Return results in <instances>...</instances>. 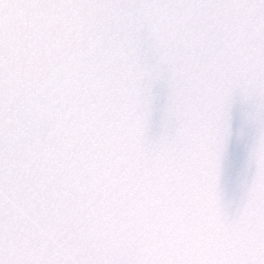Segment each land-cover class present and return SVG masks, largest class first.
Returning a JSON list of instances; mask_svg holds the SVG:
<instances>
[{"label":"snow or ice","instance_id":"1","mask_svg":"<svg viewBox=\"0 0 264 264\" xmlns=\"http://www.w3.org/2000/svg\"><path fill=\"white\" fill-rule=\"evenodd\" d=\"M5 5L29 10L79 8L84 12L94 8L97 15H108L114 10L119 13L112 18L110 26L93 25L89 29L90 37L105 36L104 44L94 56L69 60L79 46V41L73 39L58 48L54 56L44 57L39 69L32 72V80L39 82L54 64L68 61L66 75L72 77V83L54 84L40 97L41 103L50 110L48 117L42 119L37 112L26 111L23 123H34L41 132L48 127L56 128L53 143L75 140L81 167L89 162L98 168L112 166L118 149L106 141L115 130L106 128L105 122L118 118L114 108L131 107L137 102L136 96H129L122 89L150 88L163 72L181 71L176 79L180 111H188L193 104L206 106L208 111L204 118L192 115L183 138L174 137L155 146H138L135 125L128 123L118 135L127 147L129 165L139 169L151 158L156 175L144 177L138 171L127 180L129 190L113 184L111 177L104 178L102 188L92 187L86 194L73 189L55 212L38 206L37 220L26 214L34 203L31 186L53 174L56 187L65 186L68 180L74 184L81 177L71 166L70 154L62 157L65 163L62 173H55L51 165L43 166L37 161L34 164L37 176L19 177L15 182L6 177L9 159L6 146L13 129L6 124V69L0 65V264H264V0H0V17L4 15ZM189 14L190 22H179V17ZM216 17L224 21L227 29L222 25L207 40L201 41L199 34ZM246 17L250 22L242 23ZM247 32H256L255 40L243 39ZM14 33L18 34L17 28L0 23V53L6 50L7 40ZM183 38L190 39L192 46L178 47L177 41ZM227 40L232 42L229 47L224 46ZM121 49L126 55L115 58L109 55V51ZM197 53L199 60L194 58ZM209 58L217 59L216 72H207ZM165 59L171 63L157 67ZM97 64H103L110 84L90 95L88 85L79 80L82 73L92 71ZM145 72L146 78L140 81L138 77ZM198 84V90H194ZM236 89L244 90L254 100L260 138L255 150L254 185L245 215L226 227L217 213L223 211L226 216L228 207H218L215 203L210 177L203 182L205 191L198 193L195 205L183 199L182 193L195 187L192 173L196 169L206 167L211 173L215 146L208 139L211 129L205 125L214 120L216 111L230 101ZM21 99L25 103L30 101L23 93ZM69 112L72 119L66 121L64 115ZM82 118L95 122L97 128H105L104 135L97 137L95 129L73 135L76 123ZM97 141L104 146L90 151V145ZM201 143L205 147L200 159L190 169L186 168V174L170 188V174L182 168L189 157L186 147L200 151ZM122 174L121 169L113 170L115 176ZM94 175L95 172H90L83 179L91 182ZM14 185L26 186L15 208L4 199L5 190ZM41 196L45 199L48 194ZM81 200H87L96 209L94 214L77 207ZM100 200L104 204L97 207ZM65 215L72 217L68 231L73 239L65 249L59 250L58 237L44 229L52 225L63 230ZM108 216L115 218L110 226L103 223ZM85 226L94 227L95 231L83 230ZM33 231L40 233L39 239L49 241L50 247L43 254L36 250L39 240L30 235ZM194 240L205 241V246L196 247ZM232 241L236 243L233 245ZM73 244L84 245L89 249L88 254L70 256L69 247Z\"/></svg>","mask_w":264,"mask_h":264}]
</instances>
